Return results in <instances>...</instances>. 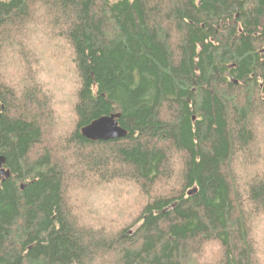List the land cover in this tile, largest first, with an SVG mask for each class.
Here are the masks:
<instances>
[{"label":"trees","instance_id":"trees-1","mask_svg":"<svg viewBox=\"0 0 264 264\" xmlns=\"http://www.w3.org/2000/svg\"><path fill=\"white\" fill-rule=\"evenodd\" d=\"M0 157V264H264V0H0Z\"/></svg>","mask_w":264,"mask_h":264},{"label":"water","instance_id":"water-1","mask_svg":"<svg viewBox=\"0 0 264 264\" xmlns=\"http://www.w3.org/2000/svg\"><path fill=\"white\" fill-rule=\"evenodd\" d=\"M118 119V114L101 117L82 128L81 135L91 142L122 139L126 136V131L118 125ZM4 162L5 159L0 157V175L8 177L9 172L2 168Z\"/></svg>","mask_w":264,"mask_h":264}]
</instances>
